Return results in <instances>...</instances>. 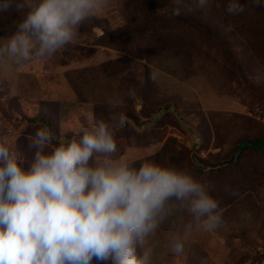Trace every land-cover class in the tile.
<instances>
[{
	"label": "rangeland",
	"instance_id": "obj_1",
	"mask_svg": "<svg viewBox=\"0 0 264 264\" xmlns=\"http://www.w3.org/2000/svg\"><path fill=\"white\" fill-rule=\"evenodd\" d=\"M159 1L168 2L107 0L93 20L81 26L77 43L53 57L21 65L0 62V138L6 137L12 150L31 160L27 137L41 126H28L1 110L7 111L17 93L37 100L40 92L45 99L62 100L55 109L69 125L72 110L78 107L73 97L76 85L112 89L113 94H106L101 102L80 103L79 111L86 116L84 109L91 106L110 122L109 100L118 95L124 101L116 111H123L128 122L116 131V157L187 169L208 185L210 195L225 209L219 229H193L182 255L171 251L172 237L191 218L186 212L170 218L147 238L150 264H260L264 259V146L258 143L264 137L242 150L231 141L243 131L251 138L255 128L264 131V61L260 58L264 36L251 27L239 29L251 21L264 26V8L252 0H239L245 11L229 15V0H209L204 9L196 8L195 0L179 4L169 0L185 18L189 16L184 11L195 8L218 42L188 20L177 22ZM139 26L148 29L138 34L135 27ZM212 69L210 80L204 73ZM132 87L136 102L127 99ZM134 103L141 104V111L135 110ZM86 120L72 123L74 134L68 138L93 125L91 118ZM231 159L233 163L225 164ZM92 264L98 262L93 259Z\"/></svg>",
	"mask_w": 264,
	"mask_h": 264
},
{
	"label": "clouds",
	"instance_id": "obj_2",
	"mask_svg": "<svg viewBox=\"0 0 264 264\" xmlns=\"http://www.w3.org/2000/svg\"><path fill=\"white\" fill-rule=\"evenodd\" d=\"M252 3L259 7L264 0ZM106 4L20 0L17 9L27 12L9 35L0 37V62L21 65L53 57L77 43L81 26ZM208 4L195 0L198 9ZM11 5L12 0H0V14ZM226 11L238 15L245 7L229 0ZM173 14L180 15L179 7ZM126 95L138 100L134 87ZM123 102L114 96L110 122L96 121L72 138H56L46 125L39 127L27 137L33 152L28 161L0 138V264H92L93 259L150 264L147 238L170 218L184 212L191 218L172 237L176 255L183 254L193 229L211 232L223 225L225 209L189 170L152 162L137 169L116 157V131L128 122L123 111H116ZM134 107L141 111L140 103Z\"/></svg>",
	"mask_w": 264,
	"mask_h": 264
},
{
	"label": "trees",
	"instance_id": "obj_3",
	"mask_svg": "<svg viewBox=\"0 0 264 264\" xmlns=\"http://www.w3.org/2000/svg\"><path fill=\"white\" fill-rule=\"evenodd\" d=\"M18 3H20V0H12V5L10 9L6 13L0 14V37L9 35L14 30V22H18L22 20L23 17L26 15L27 9H17L16 5ZM158 4L162 7L165 6L166 8H168L169 13L174 15L173 12L177 8V5H173L169 0L167 3H162L161 1H159ZM179 10H180V15L179 16L174 15L177 22L178 21L182 22V20L184 21L188 20L187 22L191 23L192 25L197 26L198 28H200L199 30H202L207 35L209 34L210 35V36L208 35L209 37L219 42L218 40L219 37L210 30L209 25H205L203 23V19L202 17H200V13H198V11L195 10V8L190 9L189 11H184V14L189 16L188 18L182 17L183 15H182V10L180 7H179ZM247 27H251L255 29L256 31L254 32L264 36V26L263 25H256V24H253L251 21L248 25L239 27V29H245ZM147 29L148 27L146 26H141V27L139 26V27H135V32L140 34V33L146 32ZM129 31L135 34L132 30H129ZM123 33H126V32H123ZM105 35H107L106 32H105ZM114 36H116V33H114ZM263 51L264 50H261V52ZM260 54H261V57H260L261 60L264 61V55H263L264 53L263 54L260 53ZM212 71L215 72V70L212 69L210 72L208 71L207 73H204L208 78L210 76V80L213 78V75L210 74L212 73ZM72 90H73V85H72ZM106 94L108 95L113 94V90L112 89H108V90L100 89L99 90L95 88L94 85L91 86L90 88V84L87 85L86 87H84V85H82V87H79L76 85L74 88L73 97H75L74 102L78 104V107L72 110V114H71L72 117L70 116L72 122L69 123V125L67 123L66 125H64L61 119L59 110L55 109L61 103L62 100H59V99L55 100L52 98L45 99L44 95H42V93L40 92L38 94L37 100L34 98H23L21 94L18 95L17 93L15 94V98H13L14 99L13 102L12 103L9 102L7 111L5 110L6 109L5 107H2L1 110L4 112V114L6 115L9 114L11 118L16 117L17 120L25 123L28 126L31 124H38L40 126L46 125L47 127H49L53 136L56 138L61 137V136H66V134L68 138V136L71 135L70 133L74 134L73 128L70 127L72 126V123L80 124V122L82 123L84 121L85 117L87 118L85 122H89L91 118V122L93 124L96 121H100L101 119L103 120L101 113H99L97 109H96L97 111L93 110L91 106L90 108L88 107L84 109L85 112L88 113L87 115H89L90 117L88 118L87 115L86 116L83 115L79 111L80 110L79 104L80 103L85 104L86 102L87 104H90V102H101L103 101L102 98ZM108 111H109V107H107L105 109V113L104 114L102 113V114L107 115ZM242 133H243L242 135L235 137L234 141H231V145H235L236 149L237 148H239L240 150L244 148L250 149L251 147L249 145H256L259 139L264 137V131H262L261 128L254 129V134H255L254 138H251L250 134L246 131H243ZM56 141L57 140L54 139L53 142H56ZM233 159L228 161L229 163H225V164L233 163L234 162ZM142 163L143 162H138V163L133 162L132 164L134 167L139 168ZM153 163H156L155 160ZM225 164L223 165V167L225 166ZM223 169L224 168L219 167V171ZM197 170L198 172H200V174L204 173V169L202 167H197Z\"/></svg>",
	"mask_w": 264,
	"mask_h": 264
},
{
	"label": "water",
	"instance_id": "obj_4",
	"mask_svg": "<svg viewBox=\"0 0 264 264\" xmlns=\"http://www.w3.org/2000/svg\"><path fill=\"white\" fill-rule=\"evenodd\" d=\"M262 6L264 8V5H262ZM258 144H259V146H264V138L261 139V141ZM260 264H264V259H263V261Z\"/></svg>",
	"mask_w": 264,
	"mask_h": 264
}]
</instances>
